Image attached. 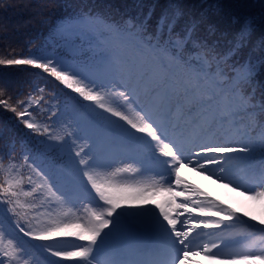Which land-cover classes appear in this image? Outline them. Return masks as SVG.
Instances as JSON below:
<instances>
[{
    "label": "snow or ice",
    "instance_id": "6c2138e0",
    "mask_svg": "<svg viewBox=\"0 0 264 264\" xmlns=\"http://www.w3.org/2000/svg\"><path fill=\"white\" fill-rule=\"evenodd\" d=\"M130 7L77 5L52 25L57 47L0 56L71 90L46 98L29 80L18 98L0 80L23 126L16 138L0 124V264H264V219L180 175L264 199V3L242 22L220 0Z\"/></svg>",
    "mask_w": 264,
    "mask_h": 264
},
{
    "label": "trees",
    "instance_id": "16d2710c",
    "mask_svg": "<svg viewBox=\"0 0 264 264\" xmlns=\"http://www.w3.org/2000/svg\"><path fill=\"white\" fill-rule=\"evenodd\" d=\"M134 0H8L0 8V56L15 50L16 53L26 51L29 47L35 48L42 43L50 45L52 38L56 39L52 25L59 23L66 16L73 15L78 9L77 5H90L97 11H111L116 14L132 12L130 5ZM163 2V0H162ZM185 5H198L200 0H183ZM226 18L235 15L241 22L247 16H259L261 4L264 0H220ZM11 6H8V5ZM46 15H37L39 11ZM44 20L42 23L41 20ZM42 70L31 69L25 66L0 65V80L7 81L12 86V93L23 90L18 98H23L29 91L28 81L38 83L47 94L57 91L52 88V79L47 74L35 75ZM59 93V92H58ZM3 98V97H0ZM37 119L44 117L35 112ZM0 124L6 128V135L19 138L23 135V126L19 125L14 114L0 107ZM25 177L28 175L24 172ZM257 220L264 219V206ZM249 264H262L261 261H252Z\"/></svg>",
    "mask_w": 264,
    "mask_h": 264
},
{
    "label": "rangeland",
    "instance_id": "374dc122",
    "mask_svg": "<svg viewBox=\"0 0 264 264\" xmlns=\"http://www.w3.org/2000/svg\"><path fill=\"white\" fill-rule=\"evenodd\" d=\"M190 170L188 168V172L185 174L182 172L184 180H186L189 184H196L198 186L203 187L204 190L209 189L212 190L213 193H222L225 195L226 199L231 203V205L243 206L246 209V212H250L251 214L256 215L259 211H262L264 206V199H252L250 198V193H247L243 188L236 190L235 186H226L227 181L221 183L218 182L216 177L212 176L211 172L201 173L198 169L194 170V166H190ZM144 182L150 183V180H144ZM177 191H183V189H177ZM166 194H157L156 196L151 197L150 199L157 201L158 198L165 196ZM64 211L68 210V207L65 206ZM75 210V209H73ZM205 257L195 256L193 260L198 262Z\"/></svg>",
    "mask_w": 264,
    "mask_h": 264
}]
</instances>
